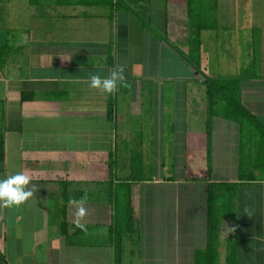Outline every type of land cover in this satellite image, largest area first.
I'll use <instances>...</instances> for the list:
<instances>
[{
    "label": "crops",
    "instance_id": "1",
    "mask_svg": "<svg viewBox=\"0 0 264 264\" xmlns=\"http://www.w3.org/2000/svg\"><path fill=\"white\" fill-rule=\"evenodd\" d=\"M57 2L0 0V179L23 172L36 187L22 205L0 206L4 264H115L106 241L123 183L138 232L120 264H196L213 183L237 185L221 264L229 238L237 264H264V167L251 166L264 133L208 111L203 78L174 49L187 53L194 35L188 0ZM212 21L198 35L202 75L238 80L264 125V0H215ZM121 68L114 93L89 87L90 75ZM62 180L84 246L54 222Z\"/></svg>",
    "mask_w": 264,
    "mask_h": 264
},
{
    "label": "trees",
    "instance_id": "2",
    "mask_svg": "<svg viewBox=\"0 0 264 264\" xmlns=\"http://www.w3.org/2000/svg\"><path fill=\"white\" fill-rule=\"evenodd\" d=\"M29 2L32 5H36L39 0H29ZM57 3L74 5V0H58ZM214 10L215 0H188V13L190 21L195 28L194 35L189 40V51L187 53L180 52L176 46L174 49L193 68L194 74L203 78V83L206 85L207 91L208 111H211L212 115L215 111H223V117L237 123L243 134L255 131L264 133V125L248 112L240 100L238 80L210 79L202 75L198 35L201 30L209 27L210 22L213 25ZM256 151L259 154L258 160L262 162L264 160V147L257 146ZM257 161L251 163V166L256 167V169L264 167V162L260 164ZM59 183L61 185L59 197L62 199V205L53 214L54 222L59 227L60 233L66 238L68 245L84 246L89 242L86 227H76L69 225L67 222L66 212L70 182L62 180ZM115 187L116 192L114 194V201H112V223L109 227L106 243L113 246L115 264H120L124 239L137 235L138 229L134 210L131 205V186L123 183ZM209 188L207 217L208 247L206 250L196 253V264H221L218 249L221 245V226L223 224L225 225V222L233 221L235 214L234 193L237 185L235 183H213L209 185ZM226 241L227 255L224 257V264H237L235 238L234 240L229 238ZM95 244L99 245L97 242ZM0 264H4V259L1 254Z\"/></svg>",
    "mask_w": 264,
    "mask_h": 264
},
{
    "label": "clouds",
    "instance_id": "3",
    "mask_svg": "<svg viewBox=\"0 0 264 264\" xmlns=\"http://www.w3.org/2000/svg\"><path fill=\"white\" fill-rule=\"evenodd\" d=\"M88 80L90 88L99 89L105 94H112L117 90L118 85L124 81L123 69L113 71L110 77L93 74L88 77ZM31 182L30 176L23 172L0 179V206L11 208L25 203L34 195L33 189L36 187L31 185Z\"/></svg>",
    "mask_w": 264,
    "mask_h": 264
},
{
    "label": "rangeland",
    "instance_id": "4",
    "mask_svg": "<svg viewBox=\"0 0 264 264\" xmlns=\"http://www.w3.org/2000/svg\"><path fill=\"white\" fill-rule=\"evenodd\" d=\"M92 190H93V188L90 189L88 192H89L90 194H92V193H91V192H93ZM88 197H89V198H91V197H95V195L92 194V195H89ZM73 219H74V214H73ZM220 254L223 256V253H222V252H221Z\"/></svg>",
    "mask_w": 264,
    "mask_h": 264
}]
</instances>
